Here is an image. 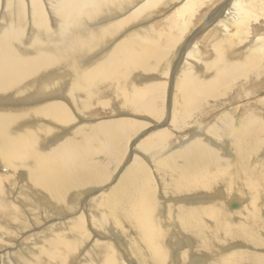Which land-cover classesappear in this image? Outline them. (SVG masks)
<instances>
[{"label":"bare ground","instance_id":"bare-ground-1","mask_svg":"<svg viewBox=\"0 0 264 264\" xmlns=\"http://www.w3.org/2000/svg\"><path fill=\"white\" fill-rule=\"evenodd\" d=\"M217 2L0 0V264H264V0Z\"/></svg>","mask_w":264,"mask_h":264},{"label":"rangeland","instance_id":"rangeland-1","mask_svg":"<svg viewBox=\"0 0 264 264\" xmlns=\"http://www.w3.org/2000/svg\"><path fill=\"white\" fill-rule=\"evenodd\" d=\"M218 0H216V2H217ZM218 3V2H217ZM172 9V8H171ZM170 7H167V9H165V10H163V12L161 13L160 11H158L151 19H150V21L151 22H157V21H159V19H161V18H163L164 16H166L169 12H170ZM199 22V23H198ZM196 24H195V26L196 27H198V26H200V24H202V22H203V19L202 20H199ZM261 23V24H260ZM263 23V20H260V22H259V25L261 26V28L263 27L264 28V25L262 24ZM211 26V25H210ZM210 26H208L206 29H204L202 32H205V30H207V29H209V27ZM214 40H212V42H213ZM212 52H213V50H212ZM236 58V57H235ZM195 70H197V71H202L201 70V65H199L198 67H195ZM180 73H181V71H178L176 74H175V77L173 78V83H172V86H173V88H172V90L170 91V93L171 94H173L174 92H175V90H176V87H177V85L180 83V77H179V75H180ZM149 76H151V77H153L154 79H153V81H152V83H161V84H163V87H164V89L167 87V85L169 84V81H170V77L172 76V73L170 74V73H166V74H163V75H158V76H154V75H149ZM248 93V91L246 90L245 91V94H247ZM258 96H264V88L263 89H261L260 90V93L258 94ZM247 97H249V98H247ZM245 98H247V99H245ZM242 97V98H240L239 99V101H241V100H243V103L244 102H246V100H248V99H257V97L255 96V95H253V94H250V92H249V94H247L246 95V97ZM249 101V100H248ZM245 104V103H244ZM166 107V106H165ZM115 112H117V111H115ZM114 111H112V112H108V113H106V112H104V113H97V112H93L92 111V119H100V118H113L114 116H118V114L117 113H115ZM219 113H221V111L219 112ZM128 114H129V117H131V119L132 120H136V119H134L135 118V116H136V114H134V113H132V112H130V111H128ZM221 114H223V113H221ZM217 116V114H215V116H214V118H210V119H207L208 121L210 120V121H212V124L214 123V120H215V117ZM211 117V116H210ZM130 119V118H129ZM138 120H139V118H138ZM155 120V119H154ZM206 120V121H207ZM208 123H210V122H208ZM150 126V125H149ZM152 130V129H151ZM150 130V131H151ZM180 136H178V138L180 139V140H183L185 137H186V131H185V134H183V133H180L179 134ZM174 143H178L177 141H174ZM132 148H133V146H132ZM104 189V188H103ZM100 191H102V190H98L97 192H95V193H98V192H100ZM51 221H53V220H51ZM34 231L36 232L37 230H35V229H32V230H28L26 233H23V234H19V237H18V239H23V238H25V236H30L32 233H34ZM23 244V243H22ZM262 254H264V253H262Z\"/></svg>","mask_w":264,"mask_h":264}]
</instances>
